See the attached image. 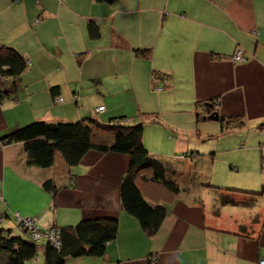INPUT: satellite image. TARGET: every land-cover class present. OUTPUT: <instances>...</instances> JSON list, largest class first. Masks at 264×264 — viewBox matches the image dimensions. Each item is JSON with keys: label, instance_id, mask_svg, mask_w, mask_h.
<instances>
[{"label": "crops", "instance_id": "obj_1", "mask_svg": "<svg viewBox=\"0 0 264 264\" xmlns=\"http://www.w3.org/2000/svg\"><path fill=\"white\" fill-rule=\"evenodd\" d=\"M91 26L97 27V37H92ZM3 47L23 55L28 69L16 82L0 78V94L10 95L0 102V215L8 217L2 226L14 235H25L18 227L17 212L37 218L42 228L118 220V238L103 258L71 259L66 264H259L264 260L263 211L257 209L250 221H240L237 213V207L256 198L242 193L246 188L225 189L215 183L207 171L216 158L203 157L200 151L205 140L231 132L222 133V125L215 129L218 135L200 131L209 120L197 122L196 116H206L203 104L217 100L212 111L220 118L241 117L246 128L263 124L264 0H116L113 4L0 0ZM139 49H149L150 56L138 57ZM239 49L245 63L232 59ZM128 74L126 102H132L134 109L128 105L117 109L116 104L108 109L100 89L91 100L96 109L105 111L83 109L87 96L80 101L77 97L84 93L85 80L98 86L100 77ZM154 74L169 77L154 80ZM136 81L142 93L138 94ZM158 86L164 90L157 92ZM53 88L61 102L52 95ZM163 103L171 106V115L181 116L180 122L174 116L171 123L163 120ZM122 117L128 125H135L132 119L146 120L144 144L151 156L187 172L181 182L168 176L179 184L181 193L166 204L168 216L154 237L122 206L121 185L130 168L129 156L90 152L69 174L58 175L54 168L30 166L24 145L5 141L34 122L77 123L87 118L109 122ZM193 134L197 140L192 142ZM165 141L166 152L176 157L153 153L151 148ZM174 170L170 172L175 174ZM49 180L55 181V194L43 188Z\"/></svg>", "mask_w": 264, "mask_h": 264}, {"label": "trees", "instance_id": "obj_2", "mask_svg": "<svg viewBox=\"0 0 264 264\" xmlns=\"http://www.w3.org/2000/svg\"><path fill=\"white\" fill-rule=\"evenodd\" d=\"M97 1L113 4L116 0ZM90 33L92 37L99 35L96 26L90 27ZM150 53L149 49L136 50L138 57L148 58ZM27 69L28 62L17 50L0 48V78L16 82ZM154 75V79L167 80L169 77L165 74ZM158 87L164 90V86ZM52 95L56 100L60 99L57 88L52 89ZM9 97V94H0V102ZM218 103L214 100L203 104L206 116L197 113V122L212 115ZM125 121L124 117L109 122L96 118H87L77 123L39 121L12 132L5 141L10 144L22 143L30 166L54 168L58 175L69 174L90 152L129 156L130 168L121 185L122 206L126 213L139 222L149 237H154L168 216L166 204L177 199L181 188L168 177L170 171L174 170L173 166L167 161L154 159L146 148L145 123L128 125ZM220 122L224 134L246 128V121L241 117L220 118ZM43 188L54 194L58 190L54 180L45 182ZM153 189L157 192L151 193ZM156 193H162L165 197L156 198L153 196ZM242 193L264 196V187L259 195ZM7 218L0 215V264H32L38 257L39 246L43 249V264H66L68 260L84 257L100 259L106 255L108 245L119 235L118 220L92 219L83 220L74 226L57 227L59 234L55 243L46 239L37 242L30 235H14L10 229L2 226Z\"/></svg>", "mask_w": 264, "mask_h": 264}, {"label": "rangeland", "instance_id": "obj_3", "mask_svg": "<svg viewBox=\"0 0 264 264\" xmlns=\"http://www.w3.org/2000/svg\"><path fill=\"white\" fill-rule=\"evenodd\" d=\"M239 63H245V62H239ZM99 80H100V83L98 86H96L95 85L96 83L92 80H88V81L85 80L86 83H85L84 93L82 94V96H80L79 94L77 97L78 100L80 101L81 97L83 99L85 95L87 96V98L85 99V102L83 100L84 110L86 109H88L89 111L93 110L94 113L100 114L96 112L97 109L95 108L94 100H91V96H92L91 94L93 92H96L97 89L98 90L100 89V91L102 92L104 96L103 104L108 109L112 108L113 104H116V106H118L117 109L124 108L126 105H128L129 108L134 109L132 102L131 103L126 102L127 97L129 98V93L126 91H128L129 88L127 89L125 83L126 81L131 83L129 74L127 76L125 75L115 76L114 78L100 77ZM138 83L139 82L136 81V86H137L136 90L139 94V93H142L144 89H142L141 87L138 88ZM147 105L151 107L155 105V107H157L156 103L147 102ZM162 107L164 108L165 116L163 120L165 122L171 123L172 116L178 117V120H177L178 122L181 121L182 118L180 115H171L170 111L172 108L170 105L168 106V105H165V103H163ZM213 113H217V112L213 111ZM131 121L132 123H135V125L140 122H144L146 124V120H142V121L137 120L134 122V120L132 119ZM257 127L251 126L243 130L232 131L231 133L221 138H217L213 136L212 138H209L205 140L204 142L203 140H201V142L203 143H201L202 149L200 151L205 154L203 155V157L207 156L206 158H216L215 160L212 161L214 163L213 169H210L209 171H207L208 172L207 175H211L214 182L219 184L221 188L228 189L227 187H230V188L241 187V188L247 189V190L242 189L241 190L242 192L256 193L257 195L262 193L263 186H264V126L262 125L259 126L261 127V130L259 129V127L257 129ZM220 128H221L220 122H215L211 120L200 125V131L203 129L204 131H208L210 135H218L219 131H215V129L217 130ZM150 136H152L151 133H150ZM171 137L172 139L175 138L174 136H171ZM194 139L197 140V135L195 134L192 135V139L190 138V140L192 141ZM168 148H169V143L165 141V143L164 144L162 143V145L155 144V146H153V148L151 149H153L154 151L153 153L158 154V156L160 157H163V156H167L170 158L176 157L177 154L171 155L170 153L166 152ZM214 152H215V155L213 157L210 154ZM227 164H228V167H226ZM231 166L236 167L237 170H231L230 169ZM238 166H240L241 168L239 169ZM183 169L184 168L179 167L177 171L175 172V174L169 173V176L181 182L184 176L187 174V172L183 171ZM237 189H240V188H237ZM230 190H233V189H230ZM153 191L154 189L152 190L151 193H153ZM233 191H239V190H233ZM155 192L157 191H154V193ZM153 196H155L156 198L157 197L160 198V197H163L164 195L162 193H156ZM253 197L256 198V200L253 201L254 203H249L245 207H243L242 205L241 207H237V213H239L241 216L242 215L244 216V217L240 216V221H243V218L247 221H250V216L252 217L254 213L256 214L257 209H261L264 213V196L262 197L253 196ZM228 210L230 211V206L228 207ZM15 216H16L17 223L19 225L20 230H22L27 235L32 233V229L26 228L25 225L22 226L21 224H19L18 216L22 217L20 213L17 212ZM22 218L27 219L30 217H22ZM37 221H38L37 223L40 226L38 219ZM50 226L51 225H47L44 227V229H49L51 228ZM54 228L57 229L56 226H54ZM249 228L251 230L253 229L252 227H249ZM255 235H257L256 231H255ZM42 250H43L42 247L39 246L38 257L36 259L38 260L39 258V260L37 261L36 264H43L44 262L43 261L44 255H43Z\"/></svg>", "mask_w": 264, "mask_h": 264}, {"label": "built area", "instance_id": "obj_4", "mask_svg": "<svg viewBox=\"0 0 264 264\" xmlns=\"http://www.w3.org/2000/svg\"><path fill=\"white\" fill-rule=\"evenodd\" d=\"M234 62H246L247 59L245 58L244 52L242 50H238L235 55L232 57ZM162 88L157 87L156 91L157 92H162ZM59 102H61L62 100L58 99ZM105 111L104 107H100L97 109V113H102ZM19 218V224H21L22 226L25 225L26 228H30L32 229V233H30V237L35 240V241H39L41 239H46L52 243H55L56 238L58 237V230L52 226H50L51 228L49 229H41V227L39 226V224L37 223V219L35 218H22L20 216H18ZM260 264H264V260L260 261Z\"/></svg>", "mask_w": 264, "mask_h": 264}, {"label": "water", "instance_id": "obj_5", "mask_svg": "<svg viewBox=\"0 0 264 264\" xmlns=\"http://www.w3.org/2000/svg\"><path fill=\"white\" fill-rule=\"evenodd\" d=\"M206 119L211 120V121H215V122H219L220 121V116H219V113H213L212 115H210ZM262 126H264V123L262 124Z\"/></svg>", "mask_w": 264, "mask_h": 264}, {"label": "bare ground", "instance_id": "obj_6", "mask_svg": "<svg viewBox=\"0 0 264 264\" xmlns=\"http://www.w3.org/2000/svg\"><path fill=\"white\" fill-rule=\"evenodd\" d=\"M52 227H54V225H51Z\"/></svg>", "mask_w": 264, "mask_h": 264}]
</instances>
